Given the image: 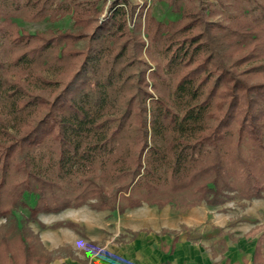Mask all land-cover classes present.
<instances>
[{
	"label": "trees",
	"instance_id": "16d2710c",
	"mask_svg": "<svg viewBox=\"0 0 264 264\" xmlns=\"http://www.w3.org/2000/svg\"><path fill=\"white\" fill-rule=\"evenodd\" d=\"M35 1L4 3L9 11L35 9L32 19H37L43 14ZM117 4L90 33L58 32L29 51L33 57L60 41L85 40L82 50L68 53L80 56L81 63L50 99L8 80L0 62V218L7 219L18 207L34 218L87 202L97 211L122 213L142 203L161 208L179 195L192 200L184 208L223 204L228 193L243 200L262 197L264 81H248L217 57L210 48V23L199 10L183 27L201 29L191 37L196 46L189 61L182 62L185 51L170 60L188 70L169 95L153 98L136 89L125 98L120 72L96 78L103 50L95 53L91 45L126 32L125 13ZM202 47L207 53L194 59ZM28 63L22 55L10 67ZM25 194L37 196L33 206L26 205ZM31 244L17 225L0 226V264H49L37 239ZM263 262L255 247L251 263Z\"/></svg>",
	"mask_w": 264,
	"mask_h": 264
},
{
	"label": "rangeland",
	"instance_id": "374dc122",
	"mask_svg": "<svg viewBox=\"0 0 264 264\" xmlns=\"http://www.w3.org/2000/svg\"><path fill=\"white\" fill-rule=\"evenodd\" d=\"M13 1L20 4L24 0ZM4 2L0 0V62L6 78L19 82L32 95L50 99L59 91L81 63L80 56L68 53L82 50L85 40L60 41L33 57L29 51L58 32L90 33L115 3L124 10L126 32L91 45L95 53L103 50L95 64L96 78H103L108 71L120 72L125 98L136 89L153 98L169 95L176 80L188 70L184 63L171 65L170 60L185 51L188 55L182 62L189 61L196 46L191 37L201 29L200 25L187 31L183 27L199 10L202 19L210 23V48L217 57L248 81H264V0H36L35 8L43 14L37 19H32L35 9L9 11ZM148 18L151 21L147 22ZM147 27L154 33H148ZM206 53L202 47L194 59ZM22 55L29 61L27 66L11 68L12 61ZM39 80L56 85L42 87ZM152 85L157 86V92ZM145 106L149 107L148 100ZM227 195L220 205L201 202L184 208L192 200L179 195L161 208L142 203L122 213L97 211L87 202L56 212L42 211L31 218L27 208L18 207L7 219L0 218V226L17 225L29 247L37 239L50 256L49 264H64L67 259L77 264H108L111 258L110 263H139L146 258L142 250L169 246L175 236L176 249L188 250L185 264H204L197 259L212 252L218 255L214 261L208 255L206 264H223L225 257L228 264H251L255 247L264 259V192L249 200ZM36 197L25 194L26 205L33 206Z\"/></svg>",
	"mask_w": 264,
	"mask_h": 264
},
{
	"label": "crops",
	"instance_id": "0c3cea01",
	"mask_svg": "<svg viewBox=\"0 0 264 264\" xmlns=\"http://www.w3.org/2000/svg\"><path fill=\"white\" fill-rule=\"evenodd\" d=\"M174 238H176L175 243H173ZM174 238L172 239L169 246L160 245L155 250H151L149 252L142 250V253L144 254V256H146L145 260L139 263H132V264H180V263L185 264V259H189L188 258L189 254L187 253L188 250L183 249L182 247H179L178 249H176V244L178 242V239L176 236ZM137 255L138 253H135V256ZM208 255H209V258L212 261H214L215 257L218 254H215L214 252L210 254H203L201 258L197 259V261H204V264H206L208 262V258H207ZM110 262H112V258L110 259ZM249 262L251 263V258ZM63 263L64 264H77L75 263V261H72L70 259L64 260ZM110 264H117V263L114 262ZM125 264H131V263H125ZM210 264H212V262ZM223 264H228V259L226 257L224 259Z\"/></svg>",
	"mask_w": 264,
	"mask_h": 264
}]
</instances>
